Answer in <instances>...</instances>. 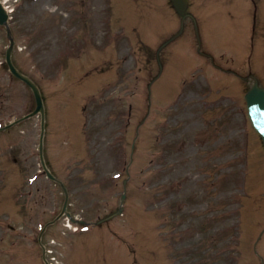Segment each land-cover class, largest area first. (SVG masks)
Wrapping results in <instances>:
<instances>
[{
  "label": "rangeland",
  "instance_id": "1",
  "mask_svg": "<svg viewBox=\"0 0 264 264\" xmlns=\"http://www.w3.org/2000/svg\"><path fill=\"white\" fill-rule=\"evenodd\" d=\"M223 1L218 13L210 12L216 0H197L192 7L203 41L213 50L226 47L216 62L233 57L236 65L230 64L243 73L258 51L252 69L264 84V16L251 46L249 4ZM7 5L15 9L16 64L45 96L46 156L68 186V210L94 224L127 193L123 214L92 231L76 233L66 216L52 225L45 234L51 239L50 264H158V253L163 264H264V237L254 249L264 228L259 186L264 177L256 169L264 159L255 158L264 155L260 138L252 139L250 163L241 156L244 135L254 134L244 99L248 84L232 83L195 55L196 49L192 54L188 28L154 83L149 106L156 50L170 35L166 30L157 35L162 25L156 15L169 19V0H8ZM8 45L0 27V62ZM167 48L165 58L172 53ZM4 69L1 65L0 117L8 122L33 111L36 101ZM40 131V116H34L0 139V157L18 159L8 164L12 173L0 168V264H43L34 237L63 207L61 187L46 179L27 196L28 179L40 167ZM52 236L60 237L57 244Z\"/></svg>",
  "mask_w": 264,
  "mask_h": 264
},
{
  "label": "water",
  "instance_id": "2",
  "mask_svg": "<svg viewBox=\"0 0 264 264\" xmlns=\"http://www.w3.org/2000/svg\"><path fill=\"white\" fill-rule=\"evenodd\" d=\"M173 2L177 10L185 17L186 16L185 11L188 5V0H173ZM12 69L17 76L27 81L33 87L38 101V108L35 112L41 110L42 113H44L42 98L36 85L33 82H31L29 78L18 72L13 66ZM246 97L251 107L254 106V108H257L255 106L257 105L258 107H263L260 109V111L264 110V88L259 87L258 81L254 85L253 89L247 93Z\"/></svg>",
  "mask_w": 264,
  "mask_h": 264
}]
</instances>
